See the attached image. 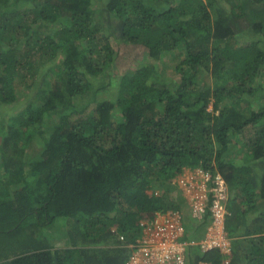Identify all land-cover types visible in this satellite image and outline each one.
Segmentation results:
<instances>
[{"label":"trees","instance_id":"trees-1","mask_svg":"<svg viewBox=\"0 0 264 264\" xmlns=\"http://www.w3.org/2000/svg\"><path fill=\"white\" fill-rule=\"evenodd\" d=\"M118 39L144 56L115 79ZM262 67L264 0H0V106L27 98L0 128V264H125L142 217L186 208V166L228 182L227 264H264ZM55 217L66 247L49 242ZM206 220L187 217L186 239ZM222 255L191 245L187 264Z\"/></svg>","mask_w":264,"mask_h":264},{"label":"built area","instance_id":"built-area-1","mask_svg":"<svg viewBox=\"0 0 264 264\" xmlns=\"http://www.w3.org/2000/svg\"><path fill=\"white\" fill-rule=\"evenodd\" d=\"M173 182L182 190L191 217L200 223L207 219L203 236L186 239L182 211L156 212L142 222V233L136 241L126 244L130 252L125 264H187L191 245L199 246L204 252L219 248L223 254L221 264H227L233 236L226 229L229 188L225 177L203 166H186ZM200 264L213 263L201 261Z\"/></svg>","mask_w":264,"mask_h":264},{"label":"rangeland","instance_id":"rangeland-1","mask_svg":"<svg viewBox=\"0 0 264 264\" xmlns=\"http://www.w3.org/2000/svg\"><path fill=\"white\" fill-rule=\"evenodd\" d=\"M156 7L159 10H162L164 8L163 4L160 5H156ZM98 19V15H94V20L96 21ZM57 26V24H52L51 27L54 29ZM112 41V40H111ZM112 44L114 46V48H116L118 50L119 53V59H120V67L117 68L114 72V74L117 76L115 77V79L119 76L122 75L124 70L127 67L130 66H135L134 64H136V57L137 58H142L144 56V54H142L144 47L139 46V45H135L132 46L131 44H128L126 41H121L120 39L117 40V42L112 41ZM183 60V52L178 50L173 54H168L164 57L163 61H155L154 63H156V67L159 73V76L163 75V76H175L173 74V68L175 65L180 64ZM146 62L147 60H142V62ZM149 61H153V60H149ZM117 72V73H116ZM261 73H264V67H262L261 69ZM210 77V76H209ZM163 77H160V80H162ZM114 81L109 78V71L108 73L105 75L104 77V83H96L94 82L93 84V90H97L99 95L101 97H105V96H111L112 91L115 89L114 86H112V83ZM213 80L211 78L206 79V84L207 85H212ZM92 91L87 94L86 96L89 97L90 94L92 93ZM26 94L23 93L22 95H20V97H18V101L16 103H14L13 105H1L0 106V128L2 126V123L4 121V119L9 116L11 113H13L14 111H17L18 109L22 108V106L24 105L23 102L26 101L27 98ZM83 101H79V103H82ZM14 107V108H13ZM249 129L247 130L248 133ZM0 139H1V135H0ZM241 143H244V141H242L240 138L235 137L234 138V142L232 143L231 147L232 148V152L228 153L230 155L235 154V151H237V147H239V145ZM41 146H38L37 148H35L36 152L39 153L41 151ZM233 153V154H232ZM0 189H1V185H0ZM57 217L54 218V221L50 224V226L52 228H50L48 225L47 226H43L42 230L46 233V232H51L47 233V236L49 238V242L52 243L53 245L62 248V247H66L68 245L67 241H68V236L66 237V235L64 234V232L56 227L57 222ZM50 228V230H49ZM21 239L18 240H13V243H20ZM79 253H75L72 255L73 258L75 259V264H82L80 257L78 256Z\"/></svg>","mask_w":264,"mask_h":264},{"label":"clouds","instance_id":"clouds-1","mask_svg":"<svg viewBox=\"0 0 264 264\" xmlns=\"http://www.w3.org/2000/svg\"><path fill=\"white\" fill-rule=\"evenodd\" d=\"M215 171H219V170H215ZM220 172V171H219ZM221 173V172H220ZM224 176V175H223ZM225 177V176H224ZM226 179V178H225ZM227 181V180H226ZM172 184L175 186V188L177 187V185H175L174 184V182L172 181ZM227 185H228V182H227ZM178 188V190L181 192V194L183 195V192H182V190L179 188V187H177ZM228 188H229V186H228ZM149 192H151V190H149ZM156 193H161V190H156L155 191ZM176 193V191L174 192V194ZM176 196V195H175ZM184 196V195H183ZM228 204V203H227ZM168 210H173V209H168ZM164 211H167V210H156L155 211V213L156 212H164ZM178 211H180V210H178ZM154 213V214H155ZM154 214H153V216H154ZM182 214H183V217H184V219H183V222H185V219L187 218V217H190V218H192L191 217V213H190V211H189V209H188V207L186 206V208L184 209V210H182ZM152 216V217H153ZM152 217H150V218H152ZM150 218H148V217H146V218H141V220H140V225L142 226V222H144L145 220H148V219H150ZM138 223H139V221H138ZM185 225V224H184ZM187 227V226H186ZM141 233H142V228H141ZM202 233V232H201ZM200 233V234H201ZM186 234H188V232H187V230H186ZM193 235V234H192Z\"/></svg>","mask_w":264,"mask_h":264}]
</instances>
